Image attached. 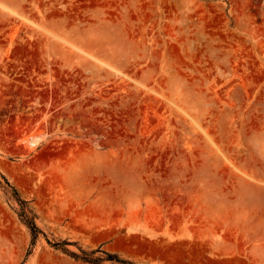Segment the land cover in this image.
<instances>
[{
    "label": "rangeland",
    "instance_id": "obj_1",
    "mask_svg": "<svg viewBox=\"0 0 264 264\" xmlns=\"http://www.w3.org/2000/svg\"><path fill=\"white\" fill-rule=\"evenodd\" d=\"M100 246L264 264V0H0V264Z\"/></svg>",
    "mask_w": 264,
    "mask_h": 264
},
{
    "label": "trees",
    "instance_id": "obj_2",
    "mask_svg": "<svg viewBox=\"0 0 264 264\" xmlns=\"http://www.w3.org/2000/svg\"><path fill=\"white\" fill-rule=\"evenodd\" d=\"M11 188L14 191V193L17 195V197H18L17 199L20 202L19 216L22 219V221L27 225V227L29 228V230L32 233L33 238L35 239L38 236V234L41 232V230L35 224L34 216L33 217L29 216V214L32 211L28 207V201L22 200L20 198V196L17 194L16 189H14L13 187H11ZM64 244H67V242H64ZM65 251H68V250H65ZM69 253L73 257H75L76 259H80L82 261L94 263V264H101L104 261H110V262L122 263V264L130 263L126 260L121 259L119 257V255L105 250L104 248H102V246H100L96 249H92L90 251H83L82 250L81 255H78L74 252H69ZM97 254H99V255H97Z\"/></svg>",
    "mask_w": 264,
    "mask_h": 264
},
{
    "label": "bare ground",
    "instance_id": "obj_3",
    "mask_svg": "<svg viewBox=\"0 0 264 264\" xmlns=\"http://www.w3.org/2000/svg\"><path fill=\"white\" fill-rule=\"evenodd\" d=\"M40 138H41V137L38 136V135H32L31 138H29V139L27 140L28 145H29L30 147L35 146V145L39 142Z\"/></svg>",
    "mask_w": 264,
    "mask_h": 264
}]
</instances>
